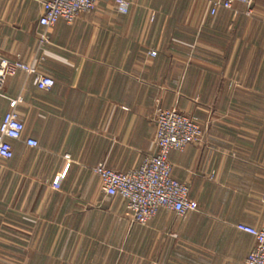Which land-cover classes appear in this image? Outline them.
Segmentation results:
<instances>
[{"label": "crops", "instance_id": "1", "mask_svg": "<svg viewBox=\"0 0 264 264\" xmlns=\"http://www.w3.org/2000/svg\"><path fill=\"white\" fill-rule=\"evenodd\" d=\"M43 1L0 0V58L55 82L41 91L20 73L3 87L23 99L25 132L0 159V264H245L255 241L236 225L264 227V0L215 17L211 0H126L125 15L100 0L40 45ZM157 107L201 126L199 144L169 155L197 212L138 225L92 171L155 155ZM8 111L0 97V124Z\"/></svg>", "mask_w": 264, "mask_h": 264}, {"label": "built area", "instance_id": "2", "mask_svg": "<svg viewBox=\"0 0 264 264\" xmlns=\"http://www.w3.org/2000/svg\"><path fill=\"white\" fill-rule=\"evenodd\" d=\"M100 0H51L43 1L39 19V42L43 45L48 42V32L59 20L72 24L82 13H91L96 10ZM255 0H211L209 1V15L215 17L220 11L234 10L236 4L246 7V15L254 14ZM115 9L120 14L129 13V4L126 0H114ZM24 74L33 79L36 87L41 91L53 88L54 80L41 73L35 63L22 60L9 61L0 58V97L8 100L9 111L0 124V159L10 160L13 157L12 142L23 140L25 125L18 113L22 105V97L10 99L2 94L6 81ZM153 122L156 125L155 148L156 153L146 157L139 168L120 173L107 168L103 163L93 169L94 176L100 182V188L110 198H121L132 214V221L138 225H146L154 219L160 209L186 217L189 213L197 212V206L189 197L190 188L172 177V166L169 162L171 152H182L192 144L202 141L203 132L200 124L192 117L177 109L157 107ZM30 148H38L34 139H25ZM70 160L69 156H65ZM60 189V183L53 185ZM264 208V196L261 198ZM236 229L254 238V246L248 254L245 264H264V227L256 229L247 225L238 224Z\"/></svg>", "mask_w": 264, "mask_h": 264}]
</instances>
